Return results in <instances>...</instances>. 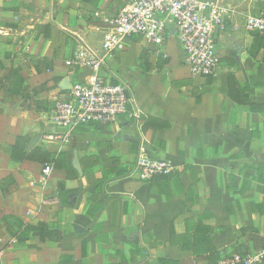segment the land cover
I'll return each mask as SVG.
<instances>
[{
    "label": "crops",
    "instance_id": "crops-1",
    "mask_svg": "<svg viewBox=\"0 0 264 264\" xmlns=\"http://www.w3.org/2000/svg\"><path fill=\"white\" fill-rule=\"evenodd\" d=\"M132 1L0 0V264H220L264 250V44L246 28L264 2L223 0L214 77L193 76L174 37L158 46L135 36L102 70L132 87L149 152L174 163L171 175H133L138 132L128 117L73 132L62 149L78 157L73 179L53 168L44 186L42 164L11 161L18 139L40 135L53 150L42 136L63 82L90 75L66 62L84 44L100 51V18ZM231 86L249 89L248 105L231 99Z\"/></svg>",
    "mask_w": 264,
    "mask_h": 264
},
{
    "label": "built area",
    "instance_id": "built-area-1",
    "mask_svg": "<svg viewBox=\"0 0 264 264\" xmlns=\"http://www.w3.org/2000/svg\"><path fill=\"white\" fill-rule=\"evenodd\" d=\"M264 2V0H258ZM223 0H133L129 7L112 17H102L96 25L101 48L79 46L66 62L70 69L88 68L86 82L72 83L65 99L56 100L50 114V132L42 136L44 144L62 150L70 144L73 132L91 125H117L128 117L138 132V147L133 175L150 182L171 175L176 167L169 159L153 157L141 131L142 114L132 87L124 81L107 79L102 70L117 52L135 37L162 46L169 38L180 43L193 76L211 78L220 65L218 38L226 30L227 8ZM246 28L264 38V14L246 18ZM53 171L44 165L41 185H46ZM34 185V183H33ZM3 251H0V258ZM264 250L247 256L233 255L220 264H261Z\"/></svg>",
    "mask_w": 264,
    "mask_h": 264
},
{
    "label": "trees",
    "instance_id": "trees-1",
    "mask_svg": "<svg viewBox=\"0 0 264 264\" xmlns=\"http://www.w3.org/2000/svg\"><path fill=\"white\" fill-rule=\"evenodd\" d=\"M255 42L263 43L264 44V38L258 34L255 35ZM263 44L261 46H263ZM260 46V45H258ZM257 47V43H255L251 48V53H254L255 48ZM254 55V54H253ZM45 61V60H42ZM22 66H20L16 70L17 79H20L21 77L18 76L20 71L22 70ZM116 83V81L114 82ZM232 84V76L229 77V86ZM231 99H233L236 103L240 105H248L250 102L251 92L247 87H230L229 91ZM44 102L41 101H35L33 104V108L37 111H40L41 109H47V107H44ZM48 103H46V106ZM143 120V118H142ZM28 142L22 139H18L17 142L11 147L10 151V159L12 162L21 163L24 161H31V162H37L44 165L51 164L53 168L60 169V170H67L68 177L70 179H73V177H77V171L73 168V152L72 149L70 150H49L42 146H36L31 151L27 150ZM120 174V173H119ZM5 194H8L9 191H7L4 188ZM44 224L38 227H29L30 229H36L39 230L42 228ZM257 242V241H256ZM258 247V246H257ZM240 256H247L245 253L239 254ZM261 264H264L262 262Z\"/></svg>",
    "mask_w": 264,
    "mask_h": 264
},
{
    "label": "water",
    "instance_id": "water-1",
    "mask_svg": "<svg viewBox=\"0 0 264 264\" xmlns=\"http://www.w3.org/2000/svg\"><path fill=\"white\" fill-rule=\"evenodd\" d=\"M71 88H72L71 81L68 78L65 79L64 82H63V85H62L63 91L64 92H68V91L71 90ZM40 140H41V136L40 135L33 137L30 140L29 144H28L27 150L31 151L32 149H34V147H36L38 145ZM73 164H74L75 168L81 172L80 163H79V160H78V157H77L76 154H75V157H74V160H73Z\"/></svg>",
    "mask_w": 264,
    "mask_h": 264
}]
</instances>
